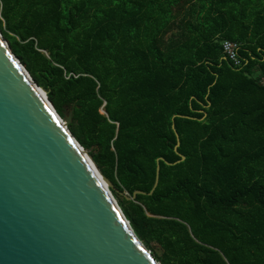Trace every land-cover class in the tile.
Here are the masks:
<instances>
[{
	"label": "trees",
	"instance_id": "trees-1",
	"mask_svg": "<svg viewBox=\"0 0 264 264\" xmlns=\"http://www.w3.org/2000/svg\"><path fill=\"white\" fill-rule=\"evenodd\" d=\"M0 33L160 264H264V0H0Z\"/></svg>",
	"mask_w": 264,
	"mask_h": 264
},
{
	"label": "water",
	"instance_id": "water-1",
	"mask_svg": "<svg viewBox=\"0 0 264 264\" xmlns=\"http://www.w3.org/2000/svg\"><path fill=\"white\" fill-rule=\"evenodd\" d=\"M70 120L0 33V264H160L67 128ZM158 173L157 163L149 194Z\"/></svg>",
	"mask_w": 264,
	"mask_h": 264
},
{
	"label": "built area",
	"instance_id": "built-area-1",
	"mask_svg": "<svg viewBox=\"0 0 264 264\" xmlns=\"http://www.w3.org/2000/svg\"><path fill=\"white\" fill-rule=\"evenodd\" d=\"M240 44L236 41L224 39L221 42L222 54L225 58L229 59L234 66L241 65V57L238 54ZM258 81L261 85H264V75L259 76Z\"/></svg>",
	"mask_w": 264,
	"mask_h": 264
},
{
	"label": "rangeland",
	"instance_id": "rangeland-1",
	"mask_svg": "<svg viewBox=\"0 0 264 264\" xmlns=\"http://www.w3.org/2000/svg\"><path fill=\"white\" fill-rule=\"evenodd\" d=\"M154 252H159L158 248L156 246H153Z\"/></svg>",
	"mask_w": 264,
	"mask_h": 264
}]
</instances>
